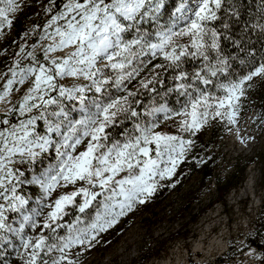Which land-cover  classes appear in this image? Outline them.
Segmentation results:
<instances>
[{
	"label": "snow or ice",
	"instance_id": "1",
	"mask_svg": "<svg viewBox=\"0 0 264 264\" xmlns=\"http://www.w3.org/2000/svg\"><path fill=\"white\" fill-rule=\"evenodd\" d=\"M53 5L49 0L43 11L52 12ZM241 7L237 0H180L161 22L165 0H63L43 31L33 26L41 41H51L41 46L44 62L27 52L30 62L14 61L0 91L6 101L15 85L29 82L19 106L0 119V258L11 250L20 264H79L99 233L145 203L157 178L172 177L192 143L183 133L194 136L209 119L238 124L248 90L264 81V43L257 51L250 36L245 39L258 29L264 41V0L253 14L256 21H245L237 37L231 28L241 19ZM21 10L22 0H0V30L10 29ZM225 41L235 51H226ZM19 47L18 57L25 51L23 43ZM190 61L199 66L187 70ZM237 64L242 70L234 75ZM163 72L173 82L166 90ZM134 80L136 89H129ZM140 89L149 94L148 103L136 99ZM173 91L178 100L184 97L178 110L155 99ZM12 114L26 118L12 123ZM159 114L164 120L181 117L177 134L157 130ZM53 149L54 160L42 172L22 179L16 164H34ZM22 183L40 188L36 206L18 194ZM58 187L65 191L45 203ZM98 197L103 199L86 222L81 214ZM70 207L75 218L66 222Z\"/></svg>",
	"mask_w": 264,
	"mask_h": 264
},
{
	"label": "rangeland",
	"instance_id": "2",
	"mask_svg": "<svg viewBox=\"0 0 264 264\" xmlns=\"http://www.w3.org/2000/svg\"><path fill=\"white\" fill-rule=\"evenodd\" d=\"M55 1L63 3V0ZM167 1L165 0V4ZM48 5L49 0H22V10L15 16L13 24L19 23L22 27H27L29 35L33 34L31 29L35 25H39L37 32L43 31V25L56 11L44 12L43 7ZM41 13L42 15L39 18ZM167 19V16L162 15L161 22ZM13 33V27L10 29L5 27L0 30V60L8 59V62L11 61V51L5 50L3 45L7 39L13 37ZM50 42L41 41L38 37L37 41L25 47V51L19 57L17 56L16 60H20L22 66L29 63V59L26 58L27 52L35 51L36 55L43 53L41 46ZM33 44L37 45L36 49H33ZM53 55H60V53L50 54V56ZM13 62H10L8 66L10 67ZM8 69L2 73L0 72V91L3 90L4 77L10 75ZM255 85L254 93L250 98V108L246 112L252 114L248 125L244 127L242 125L245 113L239 118L235 127L228 125L226 121L219 120V118L216 120L209 119V122L194 136H189L186 133L182 134L185 139L194 141L197 145H202L210 138L211 127L216 124L217 138L208 148L209 153L213 152L219 156L215 177H221L224 181L237 178L244 167L242 182L236 188L230 189L223 200H215L217 202H212L209 205L211 201L217 198L216 179L212 177L202 186L200 185L201 175L194 174L186 184L180 186L173 181V177L182 161L180 160L170 179L166 177L159 180L157 178L156 190L146 199L145 203H137L131 211L121 216L114 225L97 235L92 246L83 251L79 257V264H155L159 260L169 257H172L170 259L171 264H175L174 257L176 254L185 258V264H199L196 262L197 258L191 250V244L200 237L202 230L207 226H212L213 229H210L206 236L209 238L217 233L222 235L225 247L222 252L213 254L204 264H264V251L249 244L251 235L257 231L254 227L263 218L262 202L264 200V120L260 113L264 98L258 92L261 81L257 80ZM28 87V81L24 85H15L6 101H0V113H4L9 107H18V101L26 93ZM128 87L135 90L137 81H132ZM212 90L215 91L214 86ZM178 95L173 91L163 96V98L156 96L155 99L158 103H166L169 108L176 110V108L180 109L184 103V97H179L178 100ZM65 105L70 110L73 108V105L68 101H65ZM71 115L78 118L76 111H72ZM159 115L161 118L157 130L172 135L177 134L181 117L173 116L169 120H164L163 114ZM22 118L26 117H18L16 114H12L9 119L12 123H16L18 119ZM256 118L259 119V126L254 121ZM40 122L41 124L38 122L37 126L39 132L44 130L43 121ZM237 131L239 132V138L237 137ZM241 139L244 140V143L240 142ZM189 146L185 153L188 151ZM78 150H82V146H78ZM152 156L155 157V152ZM54 157L55 152L53 149L50 153H42L34 164L31 162L29 164L18 163L15 167L25 173L22 179L30 180L33 174L42 172L54 160ZM249 180V191L247 193L243 192ZM168 186H173V190L166 197V200L161 204H156L158 199L163 197V193ZM67 190L71 191L72 186H69ZM64 191V188L58 187L45 203H50L56 195ZM96 191H99V189H96ZM17 192L21 196H24V194L30 195L26 198L31 199L30 206H36L37 201L43 195L38 186L30 183H22ZM158 192L159 194H157ZM100 199H103V197ZM187 199H193V201L190 208L185 210L183 207ZM2 202V199H0V203ZM98 206L99 201L82 218L86 222L90 220ZM150 207L155 208L150 211ZM155 213H158V216ZM177 214L181 216L178 219L175 216ZM159 217L161 220H157ZM29 234H31L30 230ZM115 237H119L118 241L114 240Z\"/></svg>",
	"mask_w": 264,
	"mask_h": 264
},
{
	"label": "trees",
	"instance_id": "3",
	"mask_svg": "<svg viewBox=\"0 0 264 264\" xmlns=\"http://www.w3.org/2000/svg\"><path fill=\"white\" fill-rule=\"evenodd\" d=\"M179 2H180V0H168L167 3L165 4V9L163 10V15L168 17V14L172 11V9ZM259 2H260V0H237V3L242 6L241 7V19L239 22L234 21L232 23L231 33L233 36H237V37L239 36V34L241 33V30L244 27L245 21H247L248 23H252V22L256 21V16L253 14L256 12L257 4ZM61 5H62L61 1H59V2L55 1L54 5H53V11L58 10L59 7H61ZM41 15H42V13L39 15V18ZM262 22H264V21H262ZM12 27L14 28L13 37L10 39H7V41H5L4 45H3V48L5 50L11 51V56H10L11 61L8 62V59L0 60V72L1 73L6 71L9 68L8 64H10V62L15 61L17 59L16 54L18 52H20L19 45L21 43H23L25 45V47H27L31 43L37 41V39L39 37L36 33L30 34V35L28 34L27 36H25L24 35L25 32L29 33V31H28L27 27H22V25L19 23H17L16 25L13 24ZM249 36H250L251 42L254 43L255 47L257 48V51H259L261 44L264 43V41H262L260 36H259V30L256 29L255 34L249 33L245 37V39H248ZM22 37H23V39H22ZM222 46L228 52L235 51L234 47L227 41L223 42ZM38 56L42 62L43 61V53H39ZM194 66H199L198 62H191L190 61L188 64L185 65V68L187 70L191 71ZM241 70H242L241 66H239L238 64L235 65L234 66V75ZM170 75H171L170 72H163L162 73V78H164V80H165V89H163V90H166L167 87L173 86V82L171 81V79H169ZM137 79H139V78H137ZM255 86L256 85L254 84V87L252 89L248 90L247 99L242 101V111L240 113V117L243 114H245L250 108V98H251V95H253V93H254ZM156 88L160 89L161 88L160 84H157ZM258 92L261 93L263 98H264V81H261V86L258 88ZM152 95H155V94H152ZM136 99H140L144 103H148L149 94L145 90L140 89L139 94L136 97ZM176 110H178V109L176 108ZM260 113L262 114V118L264 120V100H263L262 108H260ZM3 114L4 113H0V119L3 118ZM254 121H255L257 126L260 125L258 122L259 121L258 118L254 119ZM127 123H128V127L131 128L132 122H127ZM39 124H41L40 121H39ZM216 130H217V125L213 124L211 127L210 138L202 145H197L194 141H192V143L189 146L188 151L185 153L184 158L182 159V161L179 164V167L177 169L176 174L173 177V181L177 182L180 186H183L184 184H186L194 174H200L201 175L200 185H202V186L205 184V182L207 180L214 177L216 179L215 183H217V193L218 194H217V198L214 199L213 201H211L209 203V205L212 204V202H217L218 200H223V197L227 194V192L232 188H236L242 182V180L244 178V175H243L244 167L242 168V171L237 178L226 179L224 181V179H222L221 177L220 178L215 177L216 176L215 171H216V168L218 165L219 156L215 155L213 152L209 153L208 148L212 144V142H214V139L217 138V131ZM120 131H122V129H120V128L116 129L115 134H114L115 138H120L119 137ZM41 133L43 134L44 130H42ZM154 152H155V150H154V146H153V151H152L151 155ZM263 158H264V155H263ZM173 188H174L173 186L172 187L168 186L166 188V191L163 193V197L159 198L156 204H161L164 200H166V197L173 190ZM157 194H159V192ZM29 196H30L29 194H24L23 197L28 198ZM100 198L101 197H98L97 201H94L93 204L90 206V210H86V212L91 211L93 205L96 202H98L100 200ZM28 200H29V205H30L31 199L29 198ZM215 200H217V201H215ZM192 201H193V199H187L183 208L185 210L189 209ZM209 205H207V206H209ZM150 208H151L150 211H152V210H154L155 207H150ZM262 213H263V218L260 219L259 223L256 224V226L254 227V229H256L257 231L255 234L251 235V238L249 240V244L264 251V200L262 202ZM75 214H76L75 208L70 207L68 209V215L64 218L65 221L70 222L72 219L75 218ZM12 215L13 214H11V213L9 214L10 221H11ZM81 215L83 216L84 214H81ZM155 215L158 216V213H155ZM175 216L177 219L181 217L178 214ZM157 220H161L160 217ZM118 238L119 237H115L114 240L118 241ZM0 259H7L10 262V264H20V262L16 258V253L14 251H11V250H9V254L6 257L0 258Z\"/></svg>",
	"mask_w": 264,
	"mask_h": 264
},
{
	"label": "bare ground",
	"instance_id": "4",
	"mask_svg": "<svg viewBox=\"0 0 264 264\" xmlns=\"http://www.w3.org/2000/svg\"><path fill=\"white\" fill-rule=\"evenodd\" d=\"M251 118H252V114L250 112L244 115L243 121H242L243 127L249 124V121L251 120ZM249 188H250V180L248 181L245 188L243 189V192L247 193V191H249L248 190ZM210 229H213V227L207 226V228L203 229L200 234V237L191 244V250L197 258L196 262H198L199 264L200 263L204 264L207 259H210L213 256V254L222 252L225 247V241L222 238V235L217 233L209 238L206 236L208 232L210 231ZM250 253H248V255H250ZM170 259H172V257L159 260L155 264H171ZM174 259H175V262H174L175 264H185V258L182 257L181 255L176 254Z\"/></svg>",
	"mask_w": 264,
	"mask_h": 264
}]
</instances>
